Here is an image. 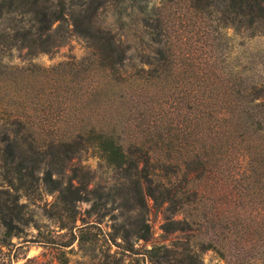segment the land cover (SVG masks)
I'll return each mask as SVG.
<instances>
[{"label": "trees", "instance_id": "trees-1", "mask_svg": "<svg viewBox=\"0 0 264 264\" xmlns=\"http://www.w3.org/2000/svg\"><path fill=\"white\" fill-rule=\"evenodd\" d=\"M104 8L119 29L127 16L140 25L147 43L136 62H126L131 44L97 20ZM1 19L0 47L25 57L50 52L70 33L86 48L78 60L16 72L0 60V88H21L17 116L0 91V246L31 226L30 241L48 249L22 264H80L69 263L72 243L85 264H203L199 252L216 248L190 244L200 228L244 247L246 234L264 231L243 224L258 207L264 220V86L235 64L224 68L221 57L225 28L264 34V0H0ZM36 111L52 119L40 128L52 133L41 152ZM81 155L113 173L105 190L89 189L88 166L70 163ZM39 187L52 195L46 216L62 234L41 233L27 210ZM148 201L166 213L162 232L183 234L179 245L133 246V238L149 240ZM81 202L89 204L82 212ZM107 203L116 214L100 232L83 215Z\"/></svg>", "mask_w": 264, "mask_h": 264}, {"label": "rangeland", "instance_id": "rangeland-1", "mask_svg": "<svg viewBox=\"0 0 264 264\" xmlns=\"http://www.w3.org/2000/svg\"><path fill=\"white\" fill-rule=\"evenodd\" d=\"M162 1L164 0H149V4L158 6ZM177 11L176 9L174 12L176 13ZM97 20L103 26L109 27L113 32L117 34L120 33L121 39L131 44L127 52L129 58L126 59V62H129V64L132 61L136 62L137 51L146 46L147 37L142 34L140 25L137 23L135 24L132 16L125 17L124 26L121 29L118 28V25L114 22V17L111 16V12L107 8L99 12ZM7 23L6 19H1L0 28H5L8 25ZM222 33L224 35L221 54L223 67L227 68V65L235 64L242 68L243 76L246 80L252 81L256 85L261 84L264 86V34L249 35L245 31H233L231 28H225ZM139 37L142 38L141 41L138 39ZM24 53L25 50L22 48L12 47L10 49H5L0 47V60L2 64L6 65L4 69H11L16 72L21 68L29 67L31 63L40 67H49L69 59L78 60L85 55L86 48L81 38L70 33L66 36L61 46L48 53H37L32 56V58L25 57ZM20 90V83L14 81L8 82L4 87L2 86L0 88V91L6 92L5 95H7V98H3V102L6 103L5 107L11 110V115H19L18 111L20 110V106L18 104V95L21 94ZM40 112L36 111L37 116L32 118V123L36 125L35 130H37L34 147L39 152L45 150L47 141L51 138L52 134H44V132L40 131L41 127L49 126V121H52L50 116H43ZM133 124L132 122L129 123L128 131L123 133L124 136H129L133 133L135 130ZM70 163L88 166L91 174L90 184L88 185L89 189L95 187L96 189L101 188L105 190L106 186L111 185L114 176L113 173L97 164L95 159H85V157L81 155L78 160L73 159ZM21 200L25 201L23 198H21ZM51 200L52 195L46 193L39 187L38 192L33 195V197L26 200L27 210L41 233L48 232L51 236H56V234H62L64 230H58L56 223L46 216L45 210L48 208ZM258 204H255V207H258ZM78 205L81 212L89 206L87 202H81ZM104 205V207H98V213L96 214L90 215L89 217L83 215L85 220L94 222L100 232L109 230V224L112 221L111 216L116 214V211L113 209L114 205L110 203ZM258 208H255V212L253 211L252 214H250V217L253 219L246 220L243 223H247L251 228H256V230L264 225V220L258 215ZM165 214L166 213L161 209H154L151 207L148 201L144 217L150 228V237L148 241L132 239L133 246L138 252H143V250L149 248L150 245H179L182 239H184L183 234L178 232H173L171 234L162 232L160 225L163 222ZM183 215L187 218L192 216L190 213H186L185 210L183 211ZM76 223H78V221ZM93 229L96 230V228ZM25 230L26 233L22 236L11 237L6 246H0V255L3 257L4 264H22L25 257L39 256L42 252L48 251V249H44L30 241L36 234V230L33 227L28 226ZM214 231L215 230L202 227L199 232H194L191 237L190 244L196 249L200 247L201 241L203 242L205 240H211L216 248L214 250L208 249L199 252L203 264H264V231L246 234L245 243H247V245L245 244V247L242 246V244L231 241V239L228 240L227 237H224L221 233L220 235L217 231ZM63 238L64 236H62L60 240H63ZM69 247L72 248L71 253H68L69 263H73L74 261H78L80 264L87 263V258L82 256V252L76 250L75 243H72ZM103 247L104 246L100 248L97 247L96 252L103 250ZM115 249L116 248L111 245L109 251L112 252ZM47 256H49V254H47Z\"/></svg>", "mask_w": 264, "mask_h": 264}]
</instances>
